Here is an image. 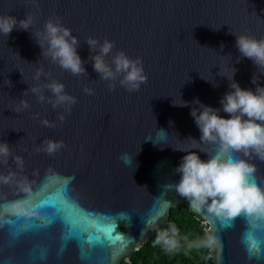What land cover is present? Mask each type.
<instances>
[{
    "label": "water",
    "instance_id": "1",
    "mask_svg": "<svg viewBox=\"0 0 264 264\" xmlns=\"http://www.w3.org/2000/svg\"><path fill=\"white\" fill-rule=\"evenodd\" d=\"M29 15L34 17L29 31L0 34V142H7L11 150L7 162H0V176L13 175L8 183L0 182V220L15 219L19 212L39 222L42 213L31 211L30 206L50 197V205L60 208V217L75 221L85 240L102 236V228L114 223L127 246L120 251L122 242H117L106 250L98 248L90 261L81 260L75 242L60 254L62 219L19 240H12L9 226L0 224V262H128L169 218L170 210L184 206L218 238L219 246L209 251L213 264H264L261 254L249 256L247 241L253 228L257 235L264 233L260 227L264 220L252 221L244 214L221 219L207 205L192 207L176 191L175 168L183 152L197 150L202 159H208L217 152V145L187 138L199 140L200 136L190 107L172 104H181V98L198 99L220 108L221 97L230 90L223 76L230 77L233 66L242 88L255 89L254 75L264 86V68L257 70L251 60L241 57L234 36L264 39V0H0V16L21 20ZM49 20H58L78 38L84 74L73 75L42 54L35 37ZM89 38L113 42L106 58L109 63L119 52L139 59L146 82L128 91L119 79L102 80L91 64L94 53L86 43ZM38 70L42 75L36 79ZM53 80L76 98L70 111L49 102L54 97L45 85ZM36 86L42 89L44 101L31 92ZM86 88L93 94H87ZM21 101L29 108L21 109ZM48 140L62 142L63 147L50 155L42 150ZM16 156L23 159L22 166L16 164ZM236 156L255 166L251 179L264 188V160L242 152ZM68 177L75 179L67 185V203H62L57 193ZM23 185L29 190L24 191ZM17 203L20 209L13 210ZM102 216L115 219L100 220ZM221 220L232 221V226L222 228ZM259 247L264 253V242ZM41 248L49 250L46 262L36 259Z\"/></svg>",
    "mask_w": 264,
    "mask_h": 264
},
{
    "label": "clouds",
    "instance_id": "2",
    "mask_svg": "<svg viewBox=\"0 0 264 264\" xmlns=\"http://www.w3.org/2000/svg\"><path fill=\"white\" fill-rule=\"evenodd\" d=\"M33 20L31 15L21 20L13 16H0V34L9 36L16 29L29 31ZM31 34L34 35L32 32ZM234 36L235 46L241 57L251 60L257 70L264 68V39L257 40L246 35ZM35 42L42 54L50 57L61 68L73 75L86 72L85 62L78 53V38L58 20H49L42 33L36 34ZM86 43L90 53H94L90 56L92 67L102 80L119 79L120 85L128 91H136L146 82L147 77L139 59H130L124 52H119L112 56L110 63L108 62L106 58L114 48L110 40L105 39L100 43L95 38H89ZM236 72L237 69L233 66L231 76H223L229 81L230 90L221 97L220 108L205 105L198 99L187 102L181 98V104L172 102L176 107H190L189 115L200 136L199 140L191 136L187 138L193 142L217 145V152L209 155L208 159H202L197 150L183 152L185 155L175 168L179 176L176 191L187 199L192 207L199 209L207 205V210L221 219H231L244 214L252 221H259L264 220V188L251 179L256 172L255 166L245 159L237 158L236 154H254L264 160V86H261L260 79L254 75L251 83L255 85V89L242 88L235 80ZM41 75L42 70H38L35 78L39 79ZM205 81L212 83L213 87L217 86L214 81ZM45 87L54 97V100L49 101L53 107L65 106L70 111L71 106L76 104V98L65 92L62 83L53 80ZM31 92L41 101L46 99L39 86L32 87ZM85 92L93 94L88 88ZM20 108L27 109L29 104L21 101ZM221 112L226 115L222 116ZM60 119L62 121L64 117L61 116ZM42 123L49 126L47 120ZM62 147V142L48 140L42 145V150L51 155ZM10 156L9 144L0 142V162H7ZM123 159L126 163L129 162L128 157ZM14 160L18 166L23 165L21 157L16 156ZM12 178V174L0 176V182L8 183ZM22 187L24 191L29 190L26 185ZM12 209H20V204L12 205ZM177 234L178 229L172 225L169 230L159 233L155 243L163 244L167 251H174L178 246L175 238ZM218 246V238L207 231L203 238L188 244L189 249L211 250Z\"/></svg>",
    "mask_w": 264,
    "mask_h": 264
},
{
    "label": "snow or ice",
    "instance_id": "3",
    "mask_svg": "<svg viewBox=\"0 0 264 264\" xmlns=\"http://www.w3.org/2000/svg\"><path fill=\"white\" fill-rule=\"evenodd\" d=\"M75 177H68L64 181V186L58 190L57 196L61 199L62 203H67L65 197L68 195L67 185L74 180ZM77 207V205H73ZM7 209V206H5ZM30 210L33 212L40 211L42 215L39 217V222L37 219H26L23 214L16 213L15 219H2L0 224H6L9 226V236L12 240H19L24 235L39 233L41 230L46 229L57 222L58 219H62L65 225V231L62 236V244L60 247V254H63L67 251L69 244L75 242L80 249V259L81 260H91L92 255L99 249H108L110 245H114L117 242H122L120 251H123V248L127 246L126 243H123L125 238L121 236L116 229V225L110 224L102 228L103 235L88 236L87 240L84 239L83 235L77 230L75 221H70L66 217H60V208L52 204L50 205V197H43L37 200L35 204H31ZM81 211H83L81 209ZM96 216V213L87 214ZM237 216L236 218H238ZM124 217H120L123 219ZM114 217L111 216H102L100 220L112 221ZM93 223H99V220L93 221ZM220 225L222 228H227L232 226V221L221 220ZM261 228H264V223L260 225ZM247 241L250 243L248 249L249 256L254 254H261V258H264V253H261L260 244L264 242V233L257 235L255 230H250L247 235ZM85 244L88 245V251H85ZM49 250L47 248H41L38 250L36 259L40 262H46L48 259ZM2 264V262H0Z\"/></svg>",
    "mask_w": 264,
    "mask_h": 264
},
{
    "label": "trees",
    "instance_id": "4",
    "mask_svg": "<svg viewBox=\"0 0 264 264\" xmlns=\"http://www.w3.org/2000/svg\"><path fill=\"white\" fill-rule=\"evenodd\" d=\"M172 225L178 229L175 237L178 246L170 252L163 244H156L155 241L160 232L169 230ZM206 231L204 221L187 207L171 209L169 218L154 231L153 236L130 256L128 262L121 264H213L209 249L188 248L190 242L203 238Z\"/></svg>",
    "mask_w": 264,
    "mask_h": 264
}]
</instances>
